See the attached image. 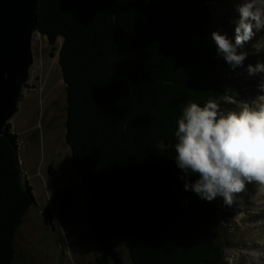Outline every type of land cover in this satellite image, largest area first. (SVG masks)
I'll list each match as a JSON object with an SVG mask.
<instances>
[{
	"label": "trees",
	"instance_id": "obj_1",
	"mask_svg": "<svg viewBox=\"0 0 264 264\" xmlns=\"http://www.w3.org/2000/svg\"><path fill=\"white\" fill-rule=\"evenodd\" d=\"M210 1L41 0L40 33L52 46L62 38L65 139L90 190L89 238L104 251L94 264H122L114 237L133 264H224L221 197L207 201L185 189L198 177L178 168L174 148L185 104L221 99L235 76L222 69L210 36L217 22ZM11 125L8 137L0 135V264L13 263L17 231L35 200ZM55 199L60 212L70 210L68 189L57 188Z\"/></svg>",
	"mask_w": 264,
	"mask_h": 264
},
{
	"label": "rangeland",
	"instance_id": "obj_2",
	"mask_svg": "<svg viewBox=\"0 0 264 264\" xmlns=\"http://www.w3.org/2000/svg\"><path fill=\"white\" fill-rule=\"evenodd\" d=\"M217 22L211 26L212 33H227L234 43V20L238 19L239 0H211ZM231 12V13H230ZM212 37V34L210 35ZM213 38V37H212ZM62 38L55 46L36 33L33 38L35 63L31 68L30 82L25 86L19 103V111L11 119L12 129L19 134L18 156L22 171L27 175L32 193L42 215L32 204L26 212L15 239V257L12 264H94L97 256L103 255L102 244L89 238L88 201L90 190L82 177L75 172L72 151L66 143L67 90L58 52ZM238 51L248 53L243 66L234 70L220 54L221 67L233 71L229 92L238 101L255 98L261 93L264 72L249 75L247 66L264 63V28L245 42ZM228 104L226 108L234 109ZM55 169L49 172V166ZM70 191L72 206L68 212L58 210L55 191L57 188ZM238 203L231 207L224 204L217 216L216 235L225 244L224 264H255L252 253H264V191L255 183L247 184L237 196ZM52 214L56 236L44 220ZM57 239L61 241L62 249ZM115 251L122 264H133L125 241L112 239ZM264 260V255L260 257Z\"/></svg>",
	"mask_w": 264,
	"mask_h": 264
},
{
	"label": "clouds",
	"instance_id": "obj_3",
	"mask_svg": "<svg viewBox=\"0 0 264 264\" xmlns=\"http://www.w3.org/2000/svg\"><path fill=\"white\" fill-rule=\"evenodd\" d=\"M238 19L234 20V43L227 33L214 31L217 51L234 70L243 66L248 53L238 51L264 28V0H239ZM249 75L264 72V63L247 66ZM264 93V84L260 86ZM236 105L224 110L221 104ZM175 162L185 175L195 174L194 182L185 189L212 201L222 197L226 206L238 203L237 196L247 184L255 183L264 191V94L245 101L226 91L221 99L209 98L203 105L189 101L177 120ZM167 149L163 140L157 142ZM255 264H264V253L253 252Z\"/></svg>",
	"mask_w": 264,
	"mask_h": 264
},
{
	"label": "water",
	"instance_id": "obj_4",
	"mask_svg": "<svg viewBox=\"0 0 264 264\" xmlns=\"http://www.w3.org/2000/svg\"><path fill=\"white\" fill-rule=\"evenodd\" d=\"M41 0H0V135L8 137L6 126L19 111L23 90L31 79V68L35 63L33 38L40 32ZM18 169L22 171L18 156ZM27 185V179H25ZM33 205L42 215L34 200ZM56 236L53 221L44 217ZM57 242L62 247L61 241ZM64 256V250L62 249Z\"/></svg>",
	"mask_w": 264,
	"mask_h": 264
},
{
	"label": "crops",
	"instance_id": "obj_5",
	"mask_svg": "<svg viewBox=\"0 0 264 264\" xmlns=\"http://www.w3.org/2000/svg\"><path fill=\"white\" fill-rule=\"evenodd\" d=\"M12 130L18 134V132L15 131L14 128H13ZM18 139H19V134H18ZM21 162H22V164H23L22 158H20V163H21ZM25 177H27V175H26ZM26 179H27V178H26Z\"/></svg>",
	"mask_w": 264,
	"mask_h": 264
},
{
	"label": "flooded vegetation",
	"instance_id": "obj_6",
	"mask_svg": "<svg viewBox=\"0 0 264 264\" xmlns=\"http://www.w3.org/2000/svg\"><path fill=\"white\" fill-rule=\"evenodd\" d=\"M51 215H52V214L50 213V216H49L50 219H51ZM52 220H53V219H52Z\"/></svg>",
	"mask_w": 264,
	"mask_h": 264
},
{
	"label": "bare ground",
	"instance_id": "obj_7",
	"mask_svg": "<svg viewBox=\"0 0 264 264\" xmlns=\"http://www.w3.org/2000/svg\"><path fill=\"white\" fill-rule=\"evenodd\" d=\"M263 204H264V202H263Z\"/></svg>",
	"mask_w": 264,
	"mask_h": 264
}]
</instances>
